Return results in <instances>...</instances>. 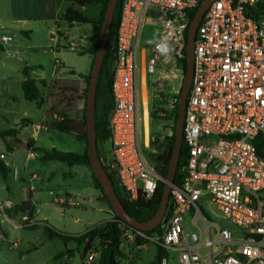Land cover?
Masks as SVG:
<instances>
[{
	"label": "built area",
	"instance_id": "obj_1",
	"mask_svg": "<svg viewBox=\"0 0 264 264\" xmlns=\"http://www.w3.org/2000/svg\"><path fill=\"white\" fill-rule=\"evenodd\" d=\"M204 1H122L111 68V151L100 160L131 201L151 200L163 180L140 144L142 122L144 146H150L144 101L148 76L175 71L183 78L190 15ZM262 5L264 0H212L198 26L184 126L188 158L181 186L172 188L173 210L162 235L124 229L166 251L160 264H168L171 254L178 264H264ZM148 22L157 28L149 51L141 47ZM11 40L9 35L0 37L1 43ZM205 195L221 218L240 229L239 235L215 223L201 208ZM9 207L0 198V244L5 238L2 224L35 225L25 215L15 223L6 212ZM96 256L88 254L85 264H97Z\"/></svg>",
	"mask_w": 264,
	"mask_h": 264
},
{
	"label": "rangeland",
	"instance_id": "obj_2",
	"mask_svg": "<svg viewBox=\"0 0 264 264\" xmlns=\"http://www.w3.org/2000/svg\"><path fill=\"white\" fill-rule=\"evenodd\" d=\"M32 2L29 9L15 12L16 18L20 19V28L12 30V40L5 45L8 52L1 54L5 59L1 60L2 66H0V130L15 128L20 131L24 123L23 119L39 121L46 115V124L52 129L42 132L39 144L49 150L83 153L88 145L87 142L78 141L72 134L57 131L54 125L62 119L65 122L71 120L79 125L81 130L87 131V125L83 124V114L86 109L84 90L87 80L73 79L75 72L72 69L84 73L90 70L91 58L82 52L92 46L91 40L96 32L92 24L71 25L63 19L65 11L71 7L69 0H33ZM74 7L88 18L98 21L103 4L92 3L84 7ZM2 31L4 30H0V37ZM156 35L157 28L148 22L141 47L149 51V46ZM138 59L140 73L142 52ZM25 66L32 68L31 77L36 79L40 89L41 98L38 102L24 98L22 81L25 79L23 74ZM166 73L165 76L159 74L148 76L145 93L150 117L149 147L144 146L142 122L140 127L143 154L158 172L162 163L157 161L156 157L161 155L171 142L178 112L176 103L179 101L185 77L184 71L183 78L179 72ZM22 136H25L24 129ZM1 142L0 139V151L6 150ZM99 151L101 156L109 154L110 142L107 140L100 143ZM19 152L23 151H17ZM9 156L11 159H16L13 161L15 167L22 170L24 177L23 180L11 177L10 190H7L0 173V197L18 204L25 198L31 197L29 178L31 176L25 173V162L22 158L11 153ZM85 168V166L71 168L68 164L59 161L29 162L27 170L38 176L35 180L36 214L33 219L37 225L33 228H23L3 224L8 235L0 244V264H85L81 260L83 246H78L74 241L50 239L44 228L45 224L58 232L81 235L108 219H113V209L107 203L109 215L105 203L97 199L92 172L88 168L85 173ZM100 194V199H103L102 193ZM199 204L215 223L230 229L234 236L241 233L239 228L219 216L210 202L209 195L203 196ZM14 221L19 223L20 218L16 217ZM122 239L125 253V257L120 260L122 264H155L157 247L153 242L138 249L135 235L125 230ZM14 243H18L19 247H15ZM102 247L101 240L96 239L89 254L96 252V260H98ZM64 252L66 259H55L56 255ZM168 264H178L174 254L169 256Z\"/></svg>",
	"mask_w": 264,
	"mask_h": 264
},
{
	"label": "trees",
	"instance_id": "obj_3",
	"mask_svg": "<svg viewBox=\"0 0 264 264\" xmlns=\"http://www.w3.org/2000/svg\"><path fill=\"white\" fill-rule=\"evenodd\" d=\"M108 1L109 0H69V2H71V7H69L63 15V19L71 25L80 24V23L92 24L93 29L96 32V35L93 36L91 40L92 46L89 50V53L93 55L91 71L87 76H85V79L87 80V86L84 90L86 105H87V92L89 88L91 72L95 60V55L97 52L98 40H99L102 24L104 21V15L108 5ZM122 1L123 0H118V4L115 10L114 20L109 34V39L105 52V58L103 61L101 74L98 81L97 94H96V137H97V152L99 158H101L99 145L100 143L107 141L110 135L108 130V117L113 106L112 95H111V79H112L111 68L114 60L117 29L119 24ZM92 3L103 4L102 13L98 21H94L93 19L88 18L81 11L76 10L74 7V6L84 7ZM261 11H264V5L258 8V12ZM196 12L197 9L192 11L190 15V24ZM187 36H188V31L186 32V38ZM4 50H5L4 46L0 43V52H3ZM185 53L187 55V50H185ZM181 67L184 71V74H186V69H187L186 57L181 61ZM31 71L32 69L28 66H25L23 68V74L25 76V79L22 82V90H23L24 98L26 100L31 102H38L41 98V92L36 80L31 77L30 74ZM176 106L178 109V101L176 103ZM177 116H178V112H177ZM177 116L175 118V123H177ZM67 121L65 122L64 119H62L59 122H55L54 126L56 129H58L61 132L72 134L78 141L88 143L87 131L85 129L81 130L79 125L74 124L75 122L71 120H67ZM83 124L84 126L87 125L86 109L84 110V114H83ZM175 131H176V125L173 127V135L171 137V142L169 143L168 147L166 148V150H164V152L161 155L156 157V160L162 163L159 172L163 180L159 181L156 194L151 200L140 201V202L129 200L125 196L123 190L119 187L117 182L110 175H108L114 185L116 194L124 204L126 212L139 222H146L150 220L157 213L159 209L162 199L163 189L165 186V179L167 178V172L175 145ZM18 133L19 131L16 130L15 128L0 131V138L5 139L6 137H9L11 138V143L9 144L19 145L21 141L18 137ZM36 150L44 154L42 158L44 161H59L62 163H66L69 166H73V165L87 166L92 172V177L95 187L102 191L101 185L95 178V175L92 171V167L88 155V145L83 151V153L64 152V151H58L56 149H52L49 151L44 148H36ZM187 158H188V152H187L186 142L184 139L181 149V155L179 159V165L177 168L176 179L174 182V185L177 187L181 186L182 183L181 170L185 166ZM0 173L3 179L6 181L9 170L6 164L1 159H0ZM102 198L109 203L107 197L103 194V192H102ZM171 202L172 200L170 201V203ZM109 205L111 206L110 203ZM6 212L12 219H14L17 214H22L27 216L29 220H32L34 214V206L31 201L26 200L23 201L20 205H15L14 207L7 209ZM35 225L31 227H34ZM44 228L47 231L48 237L50 239L58 238L64 240L65 242L74 241L75 243H77L78 246H83V252L81 254L82 261L86 259L87 255L93 249V244L95 240L96 239L101 240L103 247L100 251L99 258L96 261L97 264H122L120 260L125 257L124 249L122 247L123 246L122 236L124 233L123 229L140 231L121 221V219L115 213L113 215L112 220L105 221L101 225H98L81 235H72L63 232H58L49 225H44ZM140 232L144 233L147 236H151L156 233L162 235L163 227L158 226L156 229L152 231H145V232L140 231ZM135 242L138 246H143L149 243L148 240L142 239L138 236L136 237ZM156 247H157V254L155 257V264H160L162 258L166 257L168 253H166V251H164L160 246L156 245Z\"/></svg>",
	"mask_w": 264,
	"mask_h": 264
},
{
	"label": "water",
	"instance_id": "obj_4",
	"mask_svg": "<svg viewBox=\"0 0 264 264\" xmlns=\"http://www.w3.org/2000/svg\"><path fill=\"white\" fill-rule=\"evenodd\" d=\"M212 0H205L203 4L197 9V12L190 24L187 36V69L183 80V85L180 90L178 101V116L175 131V145L172 153V158L169 164L167 178L165 179V186L163 189L162 199L157 213L146 222H139L131 217L125 210L124 204L119 199L114 185L106 173L102 162L97 152V137H96V94L98 88V81L101 74L103 61L105 58L106 47L111 31L112 23L114 20L115 10L118 0H109L104 15L97 52L93 63L91 72L89 88L87 92V105H86V123H87V136H88V155L91 163L92 171L95 178L100 183L103 194L107 197L112 206L114 213L129 226L140 231H152L158 226H164L173 210L171 201V192L176 179L177 168L181 155L182 144L184 140V126L186 119V108L188 94L193 82L194 76V48L197 35L198 26L201 19L211 4Z\"/></svg>",
	"mask_w": 264,
	"mask_h": 264
},
{
	"label": "crops",
	"instance_id": "obj_5",
	"mask_svg": "<svg viewBox=\"0 0 264 264\" xmlns=\"http://www.w3.org/2000/svg\"><path fill=\"white\" fill-rule=\"evenodd\" d=\"M32 1L33 0H0V30H4V31H2L1 36L9 35L12 37V35H11L12 30L20 28L19 27L20 19L16 18L15 12L21 11V10L24 11V9H29V5L33 3ZM35 1H37V0H35ZM6 44L7 43L2 44L4 46L5 50L3 52H0V64H1V60L5 59L4 57L1 56V54L8 52V50L5 48ZM90 48L91 47H88V49L86 51L84 50L82 52V54H85V55L87 54L90 56L91 66H92L93 55L89 53ZM0 66H2V64ZM72 70L75 72L73 74V76H74L73 79L83 81V80H85V76H87L90 73L91 67H90V70L85 72V73L84 72H78L75 69H72ZM23 120H24V123L21 125L20 131L18 133V137L21 141L20 144L19 145L9 144V143H11V138H9V137H6L5 139L0 138L1 141L3 142L4 146L6 147V150L1 149L0 157H1V160L6 164V166L8 167V170H9L7 180L5 181L3 179L4 186L7 188V190H10V184L9 183L12 181L11 177H14L16 179H22V180L24 177L22 170L15 167V163L13 161H16V159H11L9 154L10 153L14 154V155L17 154L19 158H22L24 160V162H25V166H24L25 173L29 174L28 176H31L29 178H30V186H31L32 191H31V197L25 198L23 201L29 200L32 202V204L34 206V214H33V219H34V216L36 214V208L34 205L35 180L38 179V176L35 173H32V174L29 173V171L27 170V166L29 165V162L32 160H35V161L37 160L40 163L51 162V161H44L42 159L44 154L40 151H37L36 148H44L46 150H49L46 147H44L43 145L39 144V140H40L41 135L43 134L42 133L43 131H47V130L52 129V128H50L46 124V115H45V117H43L39 121H35V120L30 119V118L23 119ZM19 126L20 125H17V127H19ZM22 129L25 130V136L24 137L22 136ZM0 131H4V130H0ZM57 131H59V130H57ZM3 144H2V146H3ZM2 146H1V148H2ZM17 151H23V152L17 153ZM79 166L84 167V165H73V166H69V167L74 168V167H79ZM85 167H86L85 168V173H86L88 171V167L87 166H85ZM71 176H73V174H71ZM94 187H95V185H94ZM95 189H96L97 199L99 201L105 203V209L107 210V212L109 214L108 207H107V205L109 203L103 199H100V195H101L100 193H102V191L97 189L96 187H95ZM0 198H2V197H0ZM3 200L6 202H9L10 206L11 205H14V206L20 205L23 202V201H21L20 203L17 204L15 202H12L9 199L3 198ZM20 215H22V214H17L15 216V218L19 217ZM15 218H14V220H15ZM33 219H32V221H33ZM33 223H34V221H33ZM31 228H33V227H31ZM1 229H2L4 236L6 237L8 234L5 231L3 224L1 225ZM69 242H71V241H69ZM144 246L145 245L138 246L137 248L141 249ZM18 247H19V244H18L17 248ZM59 256H61V257H59ZM55 259H60V260L66 259V252L56 255Z\"/></svg>",
	"mask_w": 264,
	"mask_h": 264
},
{
	"label": "bare ground",
	"instance_id": "obj_6",
	"mask_svg": "<svg viewBox=\"0 0 264 264\" xmlns=\"http://www.w3.org/2000/svg\"><path fill=\"white\" fill-rule=\"evenodd\" d=\"M144 101L145 103L147 102V96H146L145 91H144ZM146 111H147V106H146ZM145 128H146V131L148 132L149 131V118H148L147 112L145 113Z\"/></svg>",
	"mask_w": 264,
	"mask_h": 264
}]
</instances>
